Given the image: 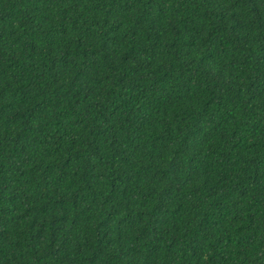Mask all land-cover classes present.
<instances>
[{
	"label": "trees",
	"instance_id": "1",
	"mask_svg": "<svg viewBox=\"0 0 264 264\" xmlns=\"http://www.w3.org/2000/svg\"><path fill=\"white\" fill-rule=\"evenodd\" d=\"M0 264H264V0H0Z\"/></svg>",
	"mask_w": 264,
	"mask_h": 264
}]
</instances>
